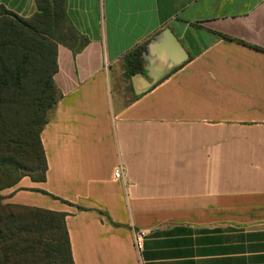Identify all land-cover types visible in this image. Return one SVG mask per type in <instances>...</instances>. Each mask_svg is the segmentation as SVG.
<instances>
[{
  "label": "crops",
  "instance_id": "obj_1",
  "mask_svg": "<svg viewBox=\"0 0 264 264\" xmlns=\"http://www.w3.org/2000/svg\"><path fill=\"white\" fill-rule=\"evenodd\" d=\"M66 14L78 40L57 48L46 180L4 203L66 214L75 264H264V0H67ZM166 29L188 59L128 78L125 56Z\"/></svg>",
  "mask_w": 264,
  "mask_h": 264
},
{
  "label": "trees",
  "instance_id": "obj_2",
  "mask_svg": "<svg viewBox=\"0 0 264 264\" xmlns=\"http://www.w3.org/2000/svg\"><path fill=\"white\" fill-rule=\"evenodd\" d=\"M23 19L0 5V191L23 178L44 182L41 133L61 95L54 82L57 48L74 47L67 0H35ZM146 46L125 56L128 78L143 70ZM0 264H75L66 214L4 204L0 196Z\"/></svg>",
  "mask_w": 264,
  "mask_h": 264
},
{
  "label": "water",
  "instance_id": "obj_3",
  "mask_svg": "<svg viewBox=\"0 0 264 264\" xmlns=\"http://www.w3.org/2000/svg\"><path fill=\"white\" fill-rule=\"evenodd\" d=\"M143 59L147 63L145 70L153 72L155 81H160L182 65L188 55L172 32L166 29L147 45Z\"/></svg>",
  "mask_w": 264,
  "mask_h": 264
},
{
  "label": "built area",
  "instance_id": "obj_4",
  "mask_svg": "<svg viewBox=\"0 0 264 264\" xmlns=\"http://www.w3.org/2000/svg\"><path fill=\"white\" fill-rule=\"evenodd\" d=\"M123 176V171L121 168H117L115 171H114V177L119 180L121 179ZM147 232L144 231V230H139L138 232L135 233L134 235V239H133V242H134V246L135 248L138 250V251H141L142 248H143V244H144V241L147 237Z\"/></svg>",
  "mask_w": 264,
  "mask_h": 264
},
{
  "label": "rangeland",
  "instance_id": "obj_5",
  "mask_svg": "<svg viewBox=\"0 0 264 264\" xmlns=\"http://www.w3.org/2000/svg\"><path fill=\"white\" fill-rule=\"evenodd\" d=\"M14 188V187H13ZM11 189V188H10ZM6 190H8V189H6ZM3 191H5V190H3ZM3 191H0V196L3 198V203H4V197L2 196V192ZM5 204V203H4Z\"/></svg>",
  "mask_w": 264,
  "mask_h": 264
}]
</instances>
